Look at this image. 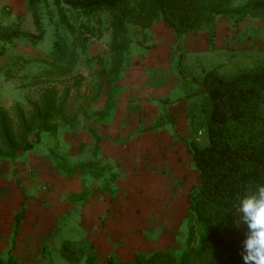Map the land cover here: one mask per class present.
Masks as SVG:
<instances>
[{
	"label": "rangeland",
	"instance_id": "374dc122",
	"mask_svg": "<svg viewBox=\"0 0 264 264\" xmlns=\"http://www.w3.org/2000/svg\"><path fill=\"white\" fill-rule=\"evenodd\" d=\"M243 1L234 0L232 6ZM40 8L46 28L43 41L35 46L18 43L8 54L24 53L30 59L48 57L53 28L43 6ZM0 20L22 32L36 34L25 0H0ZM93 24L97 30L91 36L88 59L81 58L69 76L36 78L39 70L35 62L17 74L16 69L5 64L7 57H2L0 108L6 112L20 146L41 109L44 93L55 92L56 106L61 104L65 117L61 124L72 127V132H60L59 140L73 157L82 160H88L91 150L99 146L104 159L117 164L119 170L114 195L96 194L78 200L75 189L81 186V177L58 174L48 154L51 139L44 137L28 151L18 147L15 157H8L0 138L2 260L13 258L18 264H84L95 239L94 235L86 236V230L91 229L97 230L95 237L104 234L98 249L103 262H132L137 255L156 251L180 254L186 246L190 224L188 196L199 185L198 173L180 137L200 145L206 142L205 132L197 125L205 104L193 96L198 88L191 80H200L212 69L228 77L264 67V18L259 15L217 16L197 31L177 36L152 18L148 10L140 11L127 20L128 47L123 49V64L117 71L113 68L109 16L102 14L94 18ZM4 67L12 72L10 76L4 75ZM121 149L129 155L131 151L134 155L142 151L141 155L152 154L159 159L157 162L162 160L163 167L149 161L145 167L155 166V171H146L151 186L168 188L167 194L162 196L160 190L152 194L150 186L144 190L143 185L150 184L143 178L140 181L135 171L122 178L121 163L116 159ZM40 162L51 166L62 179L55 184L44 182ZM47 175L52 177L48 172ZM124 189L126 198L132 200L126 201L129 204L118 203ZM91 198L109 201L105 216H113L109 226L106 219L89 220L81 215L82 207ZM94 213L104 215V211ZM21 214L17 226L16 217ZM63 242H69L73 250H82V261L65 260L60 253Z\"/></svg>",
	"mask_w": 264,
	"mask_h": 264
},
{
	"label": "trees",
	"instance_id": "16d2710c",
	"mask_svg": "<svg viewBox=\"0 0 264 264\" xmlns=\"http://www.w3.org/2000/svg\"><path fill=\"white\" fill-rule=\"evenodd\" d=\"M233 1L25 0L36 34L22 32L0 20V59L6 56L5 64L16 69L17 74L35 62L39 70L36 78L69 76L81 58L88 59L91 36L97 30L93 20L105 14L111 24L113 68L117 71L123 64V49L128 47L127 20L133 14L148 10L152 18L177 36L197 31L204 22L217 16L255 14L264 18V0H244L237 7L232 6ZM40 6L53 28L48 57L30 59L24 53L8 54L18 43L35 46L43 41L46 28ZM11 73L4 67L6 77ZM191 82L198 88L193 96L205 104L197 125L205 132L206 142L200 145L180 137L199 177L197 189L188 196L190 224L184 250L178 255L170 251L137 255L132 262L113 259L103 262L99 251L91 247L84 264H243L241 251L246 225L236 226V206L240 196L264 184V67L228 77L212 69L200 80ZM35 116L25 132L24 143L19 146L7 114L0 108V138L6 155L15 157L18 147L31 150L46 137L53 141L48 154L58 174L81 177L78 200L96 194L114 195L119 177L117 164L106 161L99 146L91 150L88 160L77 159L59 140V133L72 132V127L63 125L65 117L61 104L56 106L55 92L44 93L41 109ZM169 121L175 124L171 116ZM60 253L67 261H82L83 251L73 250L69 242L62 243ZM0 264L18 263L13 258L6 261L0 258Z\"/></svg>",
	"mask_w": 264,
	"mask_h": 264
},
{
	"label": "crops",
	"instance_id": "0c3cea01",
	"mask_svg": "<svg viewBox=\"0 0 264 264\" xmlns=\"http://www.w3.org/2000/svg\"><path fill=\"white\" fill-rule=\"evenodd\" d=\"M184 151L187 154L186 150H184ZM132 152L133 151H131V155H129V152H125L124 149L118 150V155H117L116 159L121 163V166H120L121 167L120 168L121 177L125 178L126 176H129L133 171H135V174H136L135 176H138L140 178V181L143 178L146 181L147 184H150V185H143L144 188L147 187V186H150L149 190L154 191L152 194L155 193V195H156V194H158L157 191L160 190V193L162 194V196L166 195L167 191H168V188L167 189L166 188L161 189V188H157V187H152L151 186V179H150V176L147 174L146 171H147V169L149 171L150 170L151 171H155V169H156L155 166L152 165V166L145 167V164H147L148 161L149 162H153L155 164H158L159 167L160 166L163 167L164 164L161 163L162 160L157 162V160H159V159L155 158V156L152 155V154H146L145 155V153H144L143 155H141L142 151L139 152L137 155L132 154ZM143 152H145V151H143ZM159 156L161 158H163V159L169 158L168 156L164 157L162 154H159ZM187 157L189 158L188 154H187ZM41 164L42 163L40 162V166H38V167L40 169L39 171H42V173H43L41 176L44 177V179H45L44 182H50V183L52 182V184H55V183H58V181H60V179H62V177L55 175V170L51 166L45 165V163H44V165H41ZM129 165L131 167H129ZM47 172L49 174H51L52 177H49L47 175ZM46 178H48V179H46ZM144 190L148 191V189H146V188ZM124 191H125V189L123 191H121V194H124L125 193ZM80 192H81V186L80 187L78 186V188L75 189V193L80 194ZM141 193L143 194V192H141ZM126 201L132 202V200L130 201L128 198H126L125 194H124V197H123V195H120V197L118 198V203L119 204H124V202H125V204L126 203L129 204V202H126ZM151 201L154 202V200H151ZM109 205H110L109 201L108 200H104V198H100V199H96V198L92 199L91 198V200L87 201L86 204L82 207V209H81L82 214L81 215H86L85 217H89V220L90 219L98 220L99 218L100 219H102V218L106 219V226H109V224L112 222V219H113L112 215H111V218H105V216H107L106 211H108L107 207H109ZM114 209H116V208H114ZM51 210L54 211L53 209H51ZM97 210H98V212L99 211L100 212L104 211V215L103 216H96L94 212H96ZM81 215H79V219H82ZM22 217H23V214H21L20 216L16 217V225L17 226H19ZM89 220L86 223H89ZM86 231H87V234H86L87 237H90L91 235H94V238H95L91 242V246L90 247L96 248V250H98L99 246L102 245V243L104 242V237H103L104 234L101 233L100 235H97V237H95L96 233H97V230L91 229V230H86Z\"/></svg>",
	"mask_w": 264,
	"mask_h": 264
},
{
	"label": "clouds",
	"instance_id": "9594fccd",
	"mask_svg": "<svg viewBox=\"0 0 264 264\" xmlns=\"http://www.w3.org/2000/svg\"><path fill=\"white\" fill-rule=\"evenodd\" d=\"M236 213V226L246 225L243 264H264V184L239 197Z\"/></svg>",
	"mask_w": 264,
	"mask_h": 264
}]
</instances>
